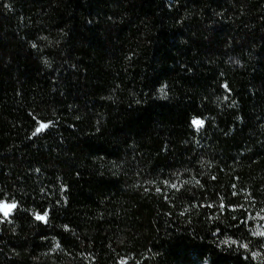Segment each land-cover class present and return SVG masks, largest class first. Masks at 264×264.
<instances>
[{
    "label": "trees",
    "instance_id": "16d2710c",
    "mask_svg": "<svg viewBox=\"0 0 264 264\" xmlns=\"http://www.w3.org/2000/svg\"><path fill=\"white\" fill-rule=\"evenodd\" d=\"M3 202L0 264H264V0H0Z\"/></svg>",
    "mask_w": 264,
    "mask_h": 264
},
{
    "label": "rangeland",
    "instance_id": "374dc122",
    "mask_svg": "<svg viewBox=\"0 0 264 264\" xmlns=\"http://www.w3.org/2000/svg\"><path fill=\"white\" fill-rule=\"evenodd\" d=\"M194 121H202V120L195 119ZM194 121H193V126H194L195 130L196 131H200L203 128L204 122L202 121L203 122L202 125L198 126L197 124L194 123ZM43 129H45V128H43ZM43 129H41V130H43ZM11 205H15V207H9ZM15 208H16V204H14V203H9V202H3V203H1L0 204V214H1L2 218L4 220H9L10 219V216L13 214ZM262 232L264 233V230H262ZM255 256L260 261L264 262V250L255 253Z\"/></svg>",
    "mask_w": 264,
    "mask_h": 264
},
{
    "label": "snow or ice",
    "instance_id": "6c2138e0",
    "mask_svg": "<svg viewBox=\"0 0 264 264\" xmlns=\"http://www.w3.org/2000/svg\"><path fill=\"white\" fill-rule=\"evenodd\" d=\"M194 123L197 124L198 126H200V125H202L203 122L202 121H194ZM46 127H47V125H41V128L40 129H37V131H40L41 129L46 128ZM9 207H15V205H11ZM37 219L43 220V219H45V217H43V216H37Z\"/></svg>",
    "mask_w": 264,
    "mask_h": 264
}]
</instances>
